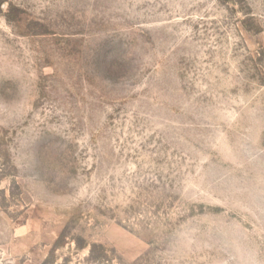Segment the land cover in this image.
<instances>
[{"label": "rangeland", "instance_id": "obj_1", "mask_svg": "<svg viewBox=\"0 0 264 264\" xmlns=\"http://www.w3.org/2000/svg\"><path fill=\"white\" fill-rule=\"evenodd\" d=\"M0 264H264V0H0Z\"/></svg>", "mask_w": 264, "mask_h": 264}]
</instances>
